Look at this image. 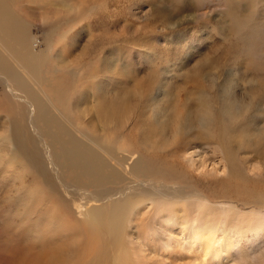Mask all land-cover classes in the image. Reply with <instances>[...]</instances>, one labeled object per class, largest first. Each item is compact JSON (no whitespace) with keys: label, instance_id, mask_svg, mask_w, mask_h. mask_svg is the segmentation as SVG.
Segmentation results:
<instances>
[{"label":"rangeland","instance_id":"1","mask_svg":"<svg viewBox=\"0 0 264 264\" xmlns=\"http://www.w3.org/2000/svg\"><path fill=\"white\" fill-rule=\"evenodd\" d=\"M6 2L17 19L14 42L0 40V264H86L96 252L105 264H264V0ZM32 188L43 194L28 208ZM119 190L132 205L111 246L84 211ZM167 203L236 250L185 251L160 217Z\"/></svg>","mask_w":264,"mask_h":264},{"label":"bare ground","instance_id":"2","mask_svg":"<svg viewBox=\"0 0 264 264\" xmlns=\"http://www.w3.org/2000/svg\"><path fill=\"white\" fill-rule=\"evenodd\" d=\"M5 9H6V14H5L6 16H5L4 27L2 26L1 20H0V40H4L5 41V42H3L4 43L3 46H4V48L7 49V46H8L7 43L8 42H14V37L16 36V35H14V33L12 31H10V27L16 23L17 16L14 13H11L9 11L6 0H3V1L0 2V11H4ZM20 23L21 22L19 21L18 29H19L20 33L22 34V36L25 39L24 42H26V41H28V34L25 33L26 32L25 29L22 30V28L20 27ZM29 52H31V51H29ZM24 59H25L24 61L22 60L20 62L24 66V68L26 67L27 69L34 70V68L36 66V63H38V61L36 62V61H32L30 59H26V58H24ZM4 61H3V56L0 54V69H1V67H2L1 65L3 64ZM4 71L9 72L10 69L5 67ZM207 108H208V106H207ZM212 113L213 112L211 111V108L209 107L208 109H206L205 113L202 115L201 123L202 122L204 123L206 121L208 130L211 127V125H212V123L214 122V119H215L214 114L212 115ZM233 116L234 115H230V117H233ZM178 131L179 130L175 131L174 138H178L179 137V135L177 134ZM181 145L182 144H178L179 147ZM182 146H185V145H182ZM150 148L153 149V150H156V148H154V147H150ZM177 150H182V149L181 148H177ZM71 151L72 152H68V154L71 155V156H77L78 154H80V152L78 154L76 152H73V151H75V148H73ZM223 152H224L225 158L227 159L228 163H233L234 160L231 157L229 149L224 148ZM84 156L87 157V155H84ZM76 163H77V161H76ZM230 167L233 169V164H230ZM88 170L91 171L90 169H88ZM92 175L95 177V180L97 182L107 181L106 175L103 174V172H101V171H98L96 174H92ZM231 178L237 179V177L236 178L235 177H231ZM151 184H152V187L156 186V183H154V182H152ZM161 184H164V183H161ZM159 189H161V188H156L157 192H155V193L153 192L152 194L157 195L158 197L167 196V195H165V191H168L169 188H165L164 190H159ZM162 189H163V187H162ZM122 191L119 190V191H115L113 193L106 192L105 195H103V194L98 195V198L95 197L94 201L97 198L96 201L100 202V203H103V206L102 207H92L91 210H90L91 213L88 210L84 211V212H86L87 219L83 223L85 225H87L89 230L91 229V231L93 233V234H91V231H90L89 234L95 235V233H97L99 229L104 230L107 233V235H108V240H109L108 244L111 245V246H119V245H121L120 240H122L123 235H124V230H123L124 221L121 220V215H122V212L125 209L129 210L130 206L132 205V204H129L126 199H122V200L118 199L119 197L124 195L123 194L124 192H122ZM146 193H148V192H146ZM173 193H175V196H176L175 199L176 200H178V199L180 200L181 198H184V196H180V194H184V191H182L180 194L176 193V192H173ZM41 194H43L41 192V190L37 191L35 188L29 189L26 195H28V196H30L32 198V202L30 204L26 203V206H28V208H30V206L32 204L33 205L36 204L35 199L38 198V196H40ZM192 197L198 198L196 200H199L200 202H203V203L204 202H208V199L206 197H204L203 195L199 194L198 192H197V194H192ZM117 200H118V202H116ZM113 201H115V202H113ZM162 205H165V204H162ZM77 208H80V207H77ZM161 208L162 207H160V209ZM167 208H168V203H167V206H164L163 209L160 211V213H161L160 217L162 219H164L163 221H170V224H169L170 227L169 228H171L170 229L171 232H175V235L177 234L178 236H179V234H181L182 236L184 235L185 240H184V242L182 241V245H183V248H184L185 251H193V250L195 251V249H196V250H199L202 253V256H205V255L207 256V254L210 253L211 256H212V260H215V259H218V258L221 257V253L224 254V253H228V252H230L232 250L233 251L236 250L235 248H236L237 245L234 246L230 242L229 243H220V242L217 241V238L220 239L222 237V235L217 236L216 232H214V231H206L205 232L203 230L204 228L198 227L199 225L195 222L194 217H190V215H187L185 213L175 214L173 211L172 212H168L167 210H166V213H163V210L167 209ZM207 212L198 211L196 214H198V213L208 214ZM190 218H191V220H190ZM216 218H218V217H216ZM205 219H207V218H205ZM61 220H57V221L60 222ZM205 222H207V220ZM54 223H56V222H54ZM158 223L161 224L160 222H158ZM188 224H191V225L188 227ZM201 224H200V226H201ZM59 225H61V224H59ZM204 225H206V224H204ZM61 227H62V229L65 228L63 226H61ZM250 227L253 228V221H252V224L249 226V228ZM68 228L70 230L69 231L70 234L74 233L76 231L75 225H73V224L72 225H68ZM210 230H213V229H210ZM162 231H163V229H162ZM255 231H256L255 228H253L251 231L250 230L249 231H245L244 230V234L243 235L246 236L247 234L254 233ZM258 231H260V230L258 229ZM52 232H49L50 238L51 239H55L56 237L54 235H52ZM65 233H67V231ZM144 236H146V234L142 235V237H144ZM154 238L155 237L153 236V234L152 235H148L146 237V239H151V240H149V241L147 240L146 244L143 245V247L144 248L146 247L147 249H150V247H151L150 245H152L154 243V241H155ZM92 239H93V236H90V240H92ZM165 245L168 246L167 243ZM165 245H164L165 249H168V247L165 246ZM49 249H50V247H49ZM86 251H88V250H86ZM90 251L92 252L93 249L90 248ZM144 251H145V249H144ZM173 251H175V250L173 249ZM140 252L142 253L143 251H140ZM49 254L54 255L52 251L49 252ZM98 254H99V252H96L94 254L93 258L91 256L90 258L87 257L85 259L84 258H82V259H83V261L86 264H105L106 256L102 255L103 259L100 260L99 257H98ZM171 254H172V252H171ZM77 255L78 254H73L72 253V254H67L65 256H67L69 258H75V256H77ZM239 255H240L241 258L243 257L242 253L239 254ZM57 256L58 255H54L53 258L49 257V262H53V264H71L73 262L75 263L76 261L79 262V258L78 259H73L72 261L68 262V259H64V260L56 259ZM145 256H146V254H145ZM38 261H39V259H38ZM36 263H37V261H36ZM46 264H51V263H46ZM116 264H121V262L116 263Z\"/></svg>","mask_w":264,"mask_h":264}]
</instances>
